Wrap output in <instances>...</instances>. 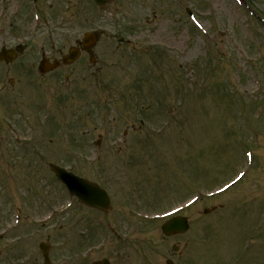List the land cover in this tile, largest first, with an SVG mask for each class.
Segmentation results:
<instances>
[{
  "label": "rangeland",
  "instance_id": "1",
  "mask_svg": "<svg viewBox=\"0 0 264 264\" xmlns=\"http://www.w3.org/2000/svg\"><path fill=\"white\" fill-rule=\"evenodd\" d=\"M21 1L0 7V47L18 49L0 62V264H38L41 241L56 264H264V0H38V24ZM97 28L93 66L37 72L40 46ZM51 165L111 210L57 214L71 197ZM194 196L183 235L142 217Z\"/></svg>",
  "mask_w": 264,
  "mask_h": 264
},
{
  "label": "water",
  "instance_id": "2",
  "mask_svg": "<svg viewBox=\"0 0 264 264\" xmlns=\"http://www.w3.org/2000/svg\"><path fill=\"white\" fill-rule=\"evenodd\" d=\"M106 0H95L98 5H101ZM84 44L88 45L94 42L93 35H88L85 37ZM77 52L74 51V58L76 57ZM14 57L13 51L3 50L0 53V58H4L7 62L10 58ZM52 170L56 174L59 180H61L70 193L76 195L80 202L91 206L96 207L102 210H107L109 207L108 199L104 190L100 189L97 185L90 183L89 181L77 177L70 172H67L58 167H53ZM186 228V223L184 219L175 218L169 223L162 226V230L165 234L177 233L183 231ZM45 254V253H44ZM93 264H106V261L95 262Z\"/></svg>",
  "mask_w": 264,
  "mask_h": 264
},
{
  "label": "flooded vegetation",
  "instance_id": "3",
  "mask_svg": "<svg viewBox=\"0 0 264 264\" xmlns=\"http://www.w3.org/2000/svg\"><path fill=\"white\" fill-rule=\"evenodd\" d=\"M74 45V44H73Z\"/></svg>",
  "mask_w": 264,
  "mask_h": 264
},
{
  "label": "snow or ice",
  "instance_id": "4",
  "mask_svg": "<svg viewBox=\"0 0 264 264\" xmlns=\"http://www.w3.org/2000/svg\"><path fill=\"white\" fill-rule=\"evenodd\" d=\"M239 178V177H238Z\"/></svg>",
  "mask_w": 264,
  "mask_h": 264
}]
</instances>
